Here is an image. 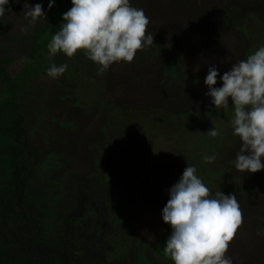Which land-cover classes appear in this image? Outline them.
Returning <instances> with one entry per match:
<instances>
[{
	"label": "rangeland",
	"instance_id": "rangeland-1",
	"mask_svg": "<svg viewBox=\"0 0 264 264\" xmlns=\"http://www.w3.org/2000/svg\"><path fill=\"white\" fill-rule=\"evenodd\" d=\"M42 1L9 0L0 17V67L19 75L7 97L23 118L22 129L9 127L14 144L0 166V264H174L163 251L172 229L162 209L187 166L212 197L237 198L243 223L226 256L264 264V169L236 171L231 99L215 110L204 83L215 66L222 87L232 63L264 46V0H129L149 18L154 43L103 74L82 51L48 54L71 0L36 62L26 57L23 40L42 22L23 11ZM52 64L68 67L51 78Z\"/></svg>",
	"mask_w": 264,
	"mask_h": 264
},
{
	"label": "clouds",
	"instance_id": "clouds-1",
	"mask_svg": "<svg viewBox=\"0 0 264 264\" xmlns=\"http://www.w3.org/2000/svg\"><path fill=\"white\" fill-rule=\"evenodd\" d=\"M17 2V0H13ZM55 0H50L49 9ZM72 7L63 14V23L47 45L50 57L58 53L72 58L82 51L94 62L98 74H103L114 62L134 60L137 52L154 43L148 31L149 18L143 9L131 6L129 0H71ZM9 0H0V17L6 12ZM26 20L35 24L46 20L43 5L27 4L23 11ZM26 30V29H25ZM68 65L52 64L47 76L58 78ZM220 75L215 66L208 69L204 80L215 110L228 109L229 99L234 111L231 120L233 135L241 147L233 161L239 173L255 174L264 169V46L246 59L232 63L222 77V87H214ZM208 135L216 137V129ZM215 155L205 156L204 163H213ZM187 166L181 178L169 190V199L162 209L163 222L172 232L164 246V254L174 264H233L227 257L230 242L243 223V214L234 194L218 191L215 197Z\"/></svg>",
	"mask_w": 264,
	"mask_h": 264
},
{
	"label": "trees",
	"instance_id": "trees-1",
	"mask_svg": "<svg viewBox=\"0 0 264 264\" xmlns=\"http://www.w3.org/2000/svg\"><path fill=\"white\" fill-rule=\"evenodd\" d=\"M47 1H48L47 3L43 1L40 2V4L43 5V10L46 14V20L45 21L39 20L42 22L41 23L42 25L40 24L39 26H37V29L33 33L32 37H30L27 40H23L24 43L26 44L25 46V51L27 53L26 57H28V59L31 62H36L38 58L37 56L38 53H40V50L44 47L42 41L46 39L47 35H49L52 28L57 24L58 15L65 12L64 5L67 3V0H55L53 7L51 9H49L48 7L50 0H47ZM82 60L83 59L80 57V55L76 56V60H72L73 65L70 67H71V70L75 74H77L78 72V70L76 69L77 62L81 63ZM3 62H4V65L9 64L8 60H4ZM174 66L175 64L173 62L170 61L168 63L167 65L168 74L171 73ZM29 68H30V65L28 66V69H27V66L24 68V71H23L24 75L27 72L30 73ZM18 76L19 75L17 74V76H14L13 78H8L7 73L4 71L3 68L0 67V166L4 170H6L9 164L10 158L8 157V155L9 156L11 155L10 150H11L12 144H14L12 139H15L14 138L15 131L11 130V128L9 127L15 124L17 127V130L22 129L23 118H22V115L18 113V111L20 110L18 109V107L20 106L19 105L20 103H18L16 98L7 97L8 92L9 93L11 92V90L9 91L11 85H13L16 80H19ZM12 92L15 93V91H12ZM64 125L65 124H63V126ZM5 129H7V132L3 134L2 130L5 131ZM50 166L56 167L58 166V164L51 163Z\"/></svg>",
	"mask_w": 264,
	"mask_h": 264
}]
</instances>
